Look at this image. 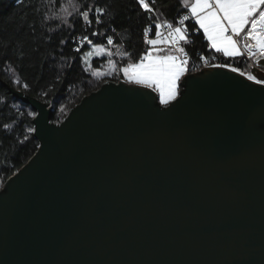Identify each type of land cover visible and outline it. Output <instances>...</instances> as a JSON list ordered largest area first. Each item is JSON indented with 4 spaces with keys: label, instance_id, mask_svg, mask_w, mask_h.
I'll use <instances>...</instances> for the list:
<instances>
[{
    "label": "water",
    "instance_id": "1",
    "mask_svg": "<svg viewBox=\"0 0 264 264\" xmlns=\"http://www.w3.org/2000/svg\"><path fill=\"white\" fill-rule=\"evenodd\" d=\"M202 70L171 111L108 81L59 123L11 90L40 144L2 186L0 264H264V87Z\"/></svg>",
    "mask_w": 264,
    "mask_h": 264
},
{
    "label": "trees",
    "instance_id": "2",
    "mask_svg": "<svg viewBox=\"0 0 264 264\" xmlns=\"http://www.w3.org/2000/svg\"><path fill=\"white\" fill-rule=\"evenodd\" d=\"M67 1L20 0L18 3L17 0H0V196L7 192L2 188L5 181L28 162L40 144L34 137V119L29 115L35 111L15 97L11 90L51 105V122L59 123L104 81L123 79L118 73L108 79H97L91 73L99 68L100 62H106L107 57L92 59L89 67L78 59L89 46L76 53L74 43H59L71 30V25L66 23L68 19L75 22L78 34L101 30L113 35L118 42L108 49L113 54L127 51L136 60L146 50L142 36L146 20L144 14L139 13L135 0H72L75 11L64 19L60 11ZM85 4L89 7L108 5L112 11L103 18V25L81 31V20L76 17ZM157 7L162 12L161 18L169 21L185 14L179 0H159ZM62 21L65 22L63 27ZM187 23L191 27L192 22ZM111 27L116 31H110ZM91 39L106 44L104 37ZM191 39L193 42L185 47L189 56L188 73H192V78L201 79L208 73L202 70V57L210 63H231L244 71L251 69L245 57L231 60L216 54L207 46L202 32L191 34ZM17 80L19 84L15 83ZM159 107L155 100L153 109ZM253 127L264 133V121Z\"/></svg>",
    "mask_w": 264,
    "mask_h": 264
},
{
    "label": "snow or ice",
    "instance_id": "3",
    "mask_svg": "<svg viewBox=\"0 0 264 264\" xmlns=\"http://www.w3.org/2000/svg\"><path fill=\"white\" fill-rule=\"evenodd\" d=\"M179 2L185 14L169 21L167 18H161L162 12L157 7L159 0H135L139 13L145 16L146 23L142 29V36L147 47L136 60L132 59L130 52L120 53L121 59L127 62L118 69L123 74L124 83L150 89L157 94L159 105L168 111L175 107L174 102L180 97V82L188 73L189 56L185 46L193 42L191 39L193 33L202 32L207 46L224 58L246 56L252 61L249 67L256 66L260 71H264V0H179ZM69 4H72V0H69ZM111 11L108 5L93 4L89 7L85 4L76 17L81 20V31L92 29L94 25H103V18ZM64 12L67 15L68 9L65 8ZM189 21L192 22L191 27L187 23ZM64 23L62 21V27ZM66 23L71 25V30L67 38H61L59 43L61 45L74 43L76 47L73 50L76 53L91 46L90 51H85L82 57H78L85 65L91 67L93 57L113 56V52L108 50L118 43L113 35L101 30L88 31L87 35L78 34L75 22L71 18ZM109 30L116 31L114 27ZM91 37H104L106 44L97 43ZM202 59L206 68L225 69L252 84L264 85V76L258 77L253 72L241 70L231 63H210L207 59L203 57ZM109 65V73L93 71L91 75L95 77L110 75L116 66L111 60ZM15 83L19 84V81ZM24 87L27 88V85ZM60 111L63 112L64 109L61 108ZM29 115L33 119L36 118L35 112Z\"/></svg>",
    "mask_w": 264,
    "mask_h": 264
},
{
    "label": "rangeland",
    "instance_id": "4",
    "mask_svg": "<svg viewBox=\"0 0 264 264\" xmlns=\"http://www.w3.org/2000/svg\"><path fill=\"white\" fill-rule=\"evenodd\" d=\"M74 5V6H73ZM75 4H74V2L72 1V4L70 5L69 4V1H67V2H65L64 3V6L62 7V9H61V11H60V15H61V17H64V19H66L69 15H71L74 11H75ZM65 8H67L68 9V13H67V15L65 14V12H64V9ZM90 48L87 50V51H90L91 50V46H89ZM216 54H218V53H216ZM219 56H221L222 58H224L221 54H218ZM105 57H107V56H104V57H93V58H91V60L92 59H95V58H99V59H105ZM226 59V58H225ZM229 59H231V58H229ZM109 60H111L112 61V63H114L115 64V66H116V69L115 70H112L111 71V74L110 75H106V76H103V77H97V79H99V80H101V79H103V78H107L108 79V77H111V76H113L115 73H118L119 75H121L122 77H123V74L122 73H120L119 71H118V69L120 68V67H122L124 64H126V63H124L123 61H125L124 59H121V56H120V53H115V54H113V56L112 57H107V61L106 62H100V64H99V68L98 69H96L95 71H100V72H103V73H109L110 72V65H109ZM232 60V59H231ZM248 61V60H247ZM120 63V64H119ZM121 63H123V64H121ZM252 64V61L251 60H249L248 61V67L250 66ZM251 69H248V70H246V71H251V72H253V69L254 68H256V66H253V67H250ZM188 70H189V67H188ZM187 75H188V73H187ZM186 75V76H187ZM257 76L258 77H261V76H264V71H260L259 69H258V71H257ZM123 80H124V77H123ZM182 81V80H181ZM181 83V82H180ZM157 95V94H156ZM62 115H64V114H62ZM66 116V115H65Z\"/></svg>",
    "mask_w": 264,
    "mask_h": 264
},
{
    "label": "built area",
    "instance_id": "5",
    "mask_svg": "<svg viewBox=\"0 0 264 264\" xmlns=\"http://www.w3.org/2000/svg\"><path fill=\"white\" fill-rule=\"evenodd\" d=\"M245 59L249 61V59H247L246 56H245ZM203 66H204V64H203ZM204 68H205V67H204ZM108 81H112V82L118 83V82H120V81H123V79H119L118 81L106 80V81H104L102 84H104V83H106V82H108ZM102 84H101V85H102Z\"/></svg>",
    "mask_w": 264,
    "mask_h": 264
},
{
    "label": "bare ground",
    "instance_id": "6",
    "mask_svg": "<svg viewBox=\"0 0 264 264\" xmlns=\"http://www.w3.org/2000/svg\"><path fill=\"white\" fill-rule=\"evenodd\" d=\"M223 70V69H222ZM225 70V69H224ZM251 83V82H250ZM262 87H264V85H262Z\"/></svg>",
    "mask_w": 264,
    "mask_h": 264
},
{
    "label": "crops",
    "instance_id": "7",
    "mask_svg": "<svg viewBox=\"0 0 264 264\" xmlns=\"http://www.w3.org/2000/svg\"><path fill=\"white\" fill-rule=\"evenodd\" d=\"M256 68H258V67H256ZM259 69V68H258ZM158 97V96H157Z\"/></svg>",
    "mask_w": 264,
    "mask_h": 264
}]
</instances>
